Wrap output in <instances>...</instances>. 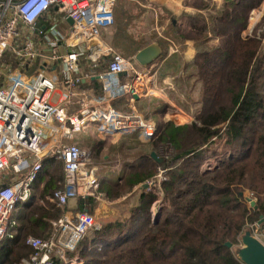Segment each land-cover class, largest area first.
Here are the masks:
<instances>
[{"label":"trees","instance_id":"trees-1","mask_svg":"<svg viewBox=\"0 0 264 264\" xmlns=\"http://www.w3.org/2000/svg\"><path fill=\"white\" fill-rule=\"evenodd\" d=\"M263 2L223 0L218 10L200 16L194 56L182 66L186 80L193 79L190 89L199 85L198 98L191 101L192 120L183 124L157 120L155 136L138 143L143 152L137 162L127 165L129 171L119 180L109 179L98 188L114 200L152 179L162 167L161 204L154 215L158 195L143 187L128 217L107 222L82 242L90 245L84 264H242L225 243H238L245 226L260 215V226L264 225V10L251 32L244 34L250 12ZM112 34L111 44L126 56L146 44L133 40L118 24ZM157 41L158 58H165L167 42ZM170 65L177 74L180 63ZM105 67L104 62L99 69ZM90 85L100 97L103 90L97 80ZM127 103L126 96L112 102L120 111H126ZM134 133L139 132L122 134V147L130 149L129 135ZM210 150L215 162L203 169ZM62 182V162L44 159L31 198L16 204L17 231L2 241L0 264H18L30 257L34 250L25 242L29 235L51 236L52 221L63 209L46 197ZM244 191L256 199V207L248 206ZM93 202L90 195L79 197L77 211L89 212Z\"/></svg>","mask_w":264,"mask_h":264},{"label":"built area","instance_id":"built-area-1","mask_svg":"<svg viewBox=\"0 0 264 264\" xmlns=\"http://www.w3.org/2000/svg\"><path fill=\"white\" fill-rule=\"evenodd\" d=\"M115 5L116 0H0V73H5L0 84V172L6 175L0 185V245L14 237L18 221L13 212L18 202L31 198L42 161L54 158L63 164L62 186L49 197L63 213L52 221L50 237L26 238L34 252L18 264H79L80 251L88 249L79 250L81 241L99 227L92 214L66 207L69 198L92 196L99 186L91 151L71 141L75 134L92 126L98 135L139 130L147 140L156 134L154 121L112 104L124 96L132 104L147 94L153 75L151 66L140 67L105 39ZM5 54L11 62L2 65ZM81 61L90 71H81ZM104 62L106 67L99 69ZM90 78L100 82L102 96L78 90ZM54 93L63 95L60 103L52 102ZM250 230L264 244V225L255 222Z\"/></svg>","mask_w":264,"mask_h":264},{"label":"crops","instance_id":"crops-1","mask_svg":"<svg viewBox=\"0 0 264 264\" xmlns=\"http://www.w3.org/2000/svg\"><path fill=\"white\" fill-rule=\"evenodd\" d=\"M138 1L121 0L120 2H118V0H116L114 9V18L116 23L114 22V25L104 33V37L111 44L110 41L113 37L112 32L115 25L118 24V26H124V29L132 37L133 40H135L139 44H142L143 42L132 36L131 32L135 30L143 31L144 29H147L148 22L151 23V29L155 30L157 33V35L155 36L156 39L154 41L146 43L144 47L153 45L159 52V49L157 47V39L163 38L167 42V54L165 58L157 57L152 61V63L147 65H142L137 62L140 67L151 66L153 75L147 81V94L141 93L137 98H135L134 104H137L139 107V104L144 101V105L147 106L146 110L149 117L146 115L141 116L146 120H152L155 122L158 120V117H162L165 121L170 120L176 124L190 122L193 118L192 112L195 109V105L191 101L197 100L198 92H196L195 90H199V85H196L193 89H190L191 84H193V79H189L190 81L186 80L188 78L185 76V72L183 71L182 66L184 63L190 61L194 56V36L195 32L197 31L196 27L197 25L202 23V20H200V16L206 18L209 12L218 10L222 5L223 0H157L164 4L163 6L165 7V10H150L151 12L149 10H144L145 5ZM206 3H208V6L205 5ZM263 10L264 2L259 7L254 8L252 10L253 12H251L257 13L258 16H261ZM255 21L253 20L251 22L248 19V26L244 31V34H248L253 29ZM164 31L168 32L166 36L161 35L164 33ZM158 34L160 37L158 36ZM215 42L216 40L213 41V43ZM177 45L179 48L177 47ZM175 46L177 51L174 52ZM137 52L130 56H127V58H135ZM172 61L180 63L181 65L177 74L174 73V68H172V66L170 65ZM80 66L81 71H90L89 65L86 62L81 61ZM124 76V73L120 74V77L122 79L125 78ZM93 79L94 78H90L82 81L78 85V90L89 91L92 96L98 97L97 95H99L100 93H98V90L96 88L90 85V81ZM94 80L97 79L95 78ZM97 83L101 87V84L98 80ZM164 105L165 109L162 110V107ZM72 109H74L73 106ZM80 133L90 136H103L96 134V132H94L93 126ZM106 136H113L114 141H117L119 138L121 139V137L123 138V135L118 133H108V135L106 134ZM125 142L126 141H124V143ZM133 188L134 189H132L129 193L115 200L105 199L102 195L100 205L95 208V213L92 214L95 216L98 214L97 212L100 211L99 214L105 217V220L103 219L104 222H111L113 219L122 220L128 217L130 209L136 205L140 195H134V191L137 188L135 186ZM113 204L115 205V207L113 206ZM115 215L119 217H115Z\"/></svg>","mask_w":264,"mask_h":264},{"label":"rangeland","instance_id":"rangeland-1","mask_svg":"<svg viewBox=\"0 0 264 264\" xmlns=\"http://www.w3.org/2000/svg\"><path fill=\"white\" fill-rule=\"evenodd\" d=\"M120 1L121 0H118V2H120ZM139 1H140V3L145 5L144 10H149V11L150 10L151 11L152 10H165V7L163 6L164 4L161 3L160 1H157V0H139ZM138 8H140V7H138ZM252 12H250V14H249L250 18H248V19H249V21L252 22L253 21L252 18H253L254 21L256 20L255 21V24H256L260 20L262 15L258 16L257 13H252ZM151 28H152V25H151V23L148 22L147 29H144L143 31L142 30L132 31L131 35L134 36L136 39L141 40V42H143V43H148L150 41H154L156 39L155 36L157 35V33H156L155 30H152ZM161 35H163V34H161ZM158 36H159V34H158ZM177 47H178V45H177ZM121 54H122V52H121ZM122 55L127 58L126 55H124V54H122ZM7 56H8L7 54H5L3 56L2 60H1L2 65L6 64L7 62H11V60L8 59ZM31 72H32V69L28 70L26 73H31ZM4 77H5V73L1 72L0 73L1 83H2ZM195 91L199 93V90L198 91L195 90ZM62 98H63V95H59L58 93H54L52 95L51 100H52V102L60 103ZM124 109L126 110V112L127 111H131V112L139 113L142 116H144V115L148 116V112L146 110L147 106L144 105V101H142L141 104H139V107H138L137 104H134V102L132 104L131 103L124 104ZM158 120H164V119L162 117H158ZM136 131L139 132V130H136ZM127 133H129V132H127ZM104 135L102 137H98L97 135H94V136L91 135L90 136V135H87V134L79 133V134H75L72 137V139H71L72 142H76L81 147L90 149L92 151V160H93V163L97 167V174L99 176V186H98V188L99 187L101 188L103 186V183L106 182L107 180L111 179L110 181H116V180H119L118 179L119 176H122V175L126 174V172H128L129 168H130V167H127V165L136 163L137 162V158L143 152V150L140 149L138 143H140V142L142 143V142L146 141V140H144L143 137L140 136V132L138 134L134 133V135L131 134V135H129L130 136L129 137L130 138V141H129L130 149H125L124 146L123 147L121 146L122 137H121V139L119 138L117 141H114V137L113 136L112 137H107L106 134H104ZM107 135H108V133H107ZM218 144L219 143L216 142L214 144V146H217ZM167 150L168 151L171 150L170 145H167ZM167 156H164V158H166ZM214 162H215V159L211 155V150H210L208 152V158L205 160L204 164L202 165V168L204 169V168L208 167L209 165L214 164ZM161 168H157L156 174L153 176L152 179L147 180V181L144 182V183L148 184V186L146 188H144V189H146L147 191H155L156 194L158 195V198H159L152 205V213L154 215L156 214L157 207L160 206V204H161L160 202L162 200V194H161L160 190L158 189V186H159L160 181H162L164 179L163 176L165 174V170L161 169ZM5 177H6L5 173L3 171L0 172V185H2L1 184L2 180ZM142 184L143 183L135 185V187L137 189L134 191V195L138 196L141 193V191L143 190ZM98 188L96 189L94 194L91 196V198L94 199V202L91 205L92 206L91 210L88 212L90 214H92V213L94 214L95 213L94 210H95V208H97L100 205V202L102 200V198H101L102 195H103V197L105 199H108L107 197H105L104 193H101V192L98 191ZM132 189H134V188H132ZM36 193H38V192L36 191ZM126 194L127 193L121 195L120 197H122V196H124ZM243 194H244V196L250 197L249 194H248V191H244ZM120 197H118V198H120ZM46 199L48 201H50L49 200V196H47ZM252 199L254 200V202H256L255 198H252ZM50 202H52V201H50ZM137 202H138V200H137ZM246 202H247L248 206H250V203L247 200H246ZM113 206L115 207L114 204H113ZM97 213L99 214L100 211H98ZM98 214L95 215V216L93 215L97 226H99L98 229H93V230H90L89 232H87V234L84 236L83 240L81 241V243L79 245V250H80L81 247H86V248L88 247V249L80 251V256L82 257L83 260L79 264H84L86 262V257L83 254L89 252V246H90L89 243H82V242L83 241L84 242L89 241V239L91 237H93L94 232H96L97 230H100L101 227L108 222V221L104 222L103 219L105 217H103V215L101 216V214H99V216H98ZM115 217H119V216L115 215ZM114 220H116V219H113L112 221H114ZM246 228H250V225H246L244 230ZM29 236H32V235H29ZM240 245H241V242L239 240L238 243L231 244L230 248L233 251L234 247H238ZM106 254L108 255L109 253L106 252ZM72 255L73 254L69 255V257L72 256ZM67 264H69V263H67ZM73 264H75V263H73Z\"/></svg>","mask_w":264,"mask_h":264},{"label":"water","instance_id":"water-1","mask_svg":"<svg viewBox=\"0 0 264 264\" xmlns=\"http://www.w3.org/2000/svg\"><path fill=\"white\" fill-rule=\"evenodd\" d=\"M69 23H72L70 18L67 19ZM159 57V52L153 45H148L141 50H139L135 59L139 64L147 65L152 63V61ZM137 98V97H135ZM151 156L158 160L154 152H151ZM147 183L142 184V187L146 188ZM245 199L250 203V206L256 207L255 202L252 198L245 196ZM79 204L78 197H71L67 201V208L69 210H77ZM263 221L262 215H260L257 223L260 224ZM239 240L241 245L233 248L235 256L240 260L242 264H264V244L260 242L251 233L250 228H246L240 235ZM226 246L231 247L230 242L225 243Z\"/></svg>","mask_w":264,"mask_h":264},{"label":"clouds","instance_id":"clouds-1","mask_svg":"<svg viewBox=\"0 0 264 264\" xmlns=\"http://www.w3.org/2000/svg\"><path fill=\"white\" fill-rule=\"evenodd\" d=\"M32 17L30 16L29 19H31Z\"/></svg>","mask_w":264,"mask_h":264}]
</instances>
